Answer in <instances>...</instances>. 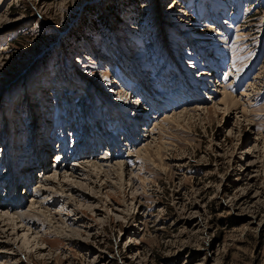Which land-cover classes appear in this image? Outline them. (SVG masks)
I'll return each mask as SVG.
<instances>
[{"label": "rangeland", "instance_id": "obj_1", "mask_svg": "<svg viewBox=\"0 0 264 264\" xmlns=\"http://www.w3.org/2000/svg\"><path fill=\"white\" fill-rule=\"evenodd\" d=\"M222 87L247 93L231 113L215 103ZM33 132L72 140L71 164L80 147L104 169L139 162L121 180L94 176L93 190L75 183L96 196L94 210L65 199L75 189L55 191L53 220L38 213L30 248L24 232L12 236L19 253L7 264H264V0H0V163L16 143L25 157ZM110 136L121 155L107 154ZM40 166L27 164L10 194L1 171L0 199L28 209L30 189L47 183Z\"/></svg>", "mask_w": 264, "mask_h": 264}, {"label": "bare ground", "instance_id": "obj_2", "mask_svg": "<svg viewBox=\"0 0 264 264\" xmlns=\"http://www.w3.org/2000/svg\"><path fill=\"white\" fill-rule=\"evenodd\" d=\"M178 70L182 71L180 68V65L178 66ZM176 74H177V72L174 73V75H176ZM215 76L217 77V75H215ZM177 77L181 78L183 76L181 75V73H178ZM180 83L181 82L178 80L177 85H179ZM221 89H222V90H220V94L222 95L221 99H219L215 103H216L218 108L224 109L226 112H230V113L233 109L240 107V104L242 102L241 101L242 96L247 95L246 91L244 93H242L241 96H236L231 91L227 90L226 87H222ZM32 104L33 103H31V105L29 106L30 108L33 107ZM197 107H192V108L196 109ZM138 109L140 110L141 107H139ZM243 111L247 112L246 106L243 107ZM184 112H186V111L183 110L180 113L176 112L174 115H168L165 119H163L164 120L163 122H159L158 124L161 126V123L163 124L164 122L165 123L177 122L180 120V118H182V116H184V115H181V114H184ZM138 113H140V116L137 118L138 120L135 121L136 123H138L139 119L141 120V119H143L142 117H144L143 111L138 112ZM35 125H37V124H35ZM104 125L105 124H103V127H102V125H100L101 130H103V129L105 130ZM132 126H133V124H132ZM93 129H95V126H93ZM93 131L95 133V130H93ZM33 133H35V136L32 137V140L36 141V145L34 144L33 149L30 150L31 153L26 152L25 157L21 156L22 155L21 150L23 148L21 149V146H20L21 144L16 143L15 145H10V147L6 149L8 160L10 163L4 162V161H2L0 163V168H1L0 173H1V171H4L5 173H7L9 175V176L7 175L9 181L4 185V187H5L4 190L8 191V194H10V192L14 191L16 186H18V181H19V180H17L19 177L18 175H21V174L26 172V170H27V169H25L26 165L29 164L31 161L32 162L38 161L41 164L40 167L42 169H45L44 173L41 175L44 176V178H46V180H47V183L46 184L41 183L40 187L37 190L30 189V192L32 193L33 200L31 201V203L29 205L30 207L24 211L21 210L19 208V204L16 203V201H18L20 203V200H21L20 196L16 197V199H14L15 201H13V200L9 201L7 199V201H8L7 202V201H3L2 199H0V204H7V209L9 206L12 208L11 211L10 210L0 211V228H1L0 233L6 234L5 236H0V237H6V239L8 238V240H3L0 238V253H5L4 255L3 254L2 255L4 257H8L6 259L5 264H7L8 261H10V259L14 260L15 256L19 253L18 252L19 251V248H18L19 243H17L16 238L14 239L12 236H15V234H17V236H21V235H19L18 232L19 231L24 232L22 234V236H24V240L22 242V245H20V247L30 248L33 245V243L31 244V241L29 240L30 235H39V232H40V230L37 231V230L33 229L39 223V222L37 223V221L39 220L38 217H40V214H38V213H42V215L43 214L47 215L49 218H51V221L53 220V217H54L53 214L52 213L47 214V213L50 211V208H48V205H52L53 203L57 202L56 200L58 199L57 198L58 196L55 195V191L59 190V192L61 191L64 193V192H68V191L70 192L73 189H75L78 192H81L82 194L79 193L81 195L76 196L75 194L72 195V194L68 193L69 196L67 198L68 194H66L65 199H73L74 202L78 203V205L86 206V208H89V209L92 208L94 210L96 208V203L93 200H95L94 197H96V196H94L92 194L90 196L89 193L87 194V192H85V190H84L85 188L92 189V190L94 189L95 186L91 187V185H93V183L95 184V180L93 177L96 175L98 176L100 173L101 174L105 173V176H107L108 178L111 177V174H113V175L117 174V177L121 180L124 170H126L128 168L130 170V172L132 173L134 170L133 169L134 164L139 162V159L135 160V159H133V157H129L128 155L127 156L122 155L123 158H120L119 161L117 159V162L115 164H111V165L107 164V166H106L107 169L101 168L102 166H104V164H97L96 161H94V159L89 160V158L94 157L93 156L94 152L91 153L89 149L95 150V147H96L95 145L99 146L101 143L99 137L96 135V136H94V140L90 142V145L93 146V144H94V147L88 146L89 149L87 148L85 150L82 147L79 148L78 151H79L80 157L79 158L77 157V160L79 161V163L71 164L68 159L67 160L65 158L62 159L63 156H65V154H67L68 144H66L64 146H61V144H60L61 147L58 149V152L55 153V155L57 156V158H55V160L59 162L62 159V162L60 164H58V162H57L56 167H51V165H49L50 163L45 159V154H47L46 152L48 151V149L53 144L52 142H50V140L52 138H49V136H48L49 139L45 138L44 135L42 138V137L37 136V134H38L37 132H33ZM114 134H116V133H114ZM149 135L151 137V135H153V132H149ZM102 137L105 138L106 136L103 135ZM107 138L108 139L104 142H108V145L110 146V151H111V152H109L108 148H106L107 154L113 153L115 150L116 155H121L119 152V149L117 150V148L115 146L112 147L113 144L115 145V144H117V142L113 143V140H110V138L114 139L115 137L110 136ZM87 142H89V141H87L85 139V145L87 144ZM143 143L144 144H142V146H141L142 150L148 152L149 149L152 148L151 143H149V141L143 142ZM17 149H19V150H17ZM139 150H140V148L136 151V152H138V155H139ZM146 152H144V153H146ZM107 154L101 156L99 159L100 160L105 159ZM18 158H19V160H18L19 164L16 163V161H15ZM82 159H86V160H82ZM28 161H30V162H28ZM23 163H25V164H23ZM47 168H50V171H47ZM58 171L63 172V175L57 177ZM119 172H121V174L118 175ZM3 177H5V176H3ZM73 177H76L75 180H72V179H74ZM80 177L81 178L83 177L82 178L83 181L85 180L86 182H83L81 179H78ZM0 179H2V178L0 177ZM25 180L28 181L29 178H25ZM75 183L78 185V187L79 186L84 187V184H85V188L84 189H77V188H75ZM47 185H48V187H47ZM96 186H97V184H96ZM35 191L38 192L37 193L38 196L35 195V193H34ZM95 193H96V191H95ZM97 200L98 199H96L95 201L97 202ZM58 201H59V199H58ZM86 201H88V202H86ZM67 202L68 201H65V202L60 201V203H61L60 205H62L63 210L69 211V213L67 215L68 216L67 219L73 223H76L77 218H78L77 212L74 209H68L69 206H67L68 205ZM21 203H23V201H21ZM36 204H37V206H36ZM21 206H23V205H21ZM70 206H71V204H70ZM41 211H43V212H41ZM61 213H58V214L62 215ZM17 220H19V222H17ZM65 220H66V218L61 217L62 223H65L64 222ZM2 222H5V224L1 225ZM18 223H21L24 227L22 226L23 227L22 229L20 226L15 228V226ZM45 225L43 223V225H40V226L45 227ZM26 226H27V228H26ZM2 227H4V228L8 227V228L2 229ZM37 228H39V225ZM9 230H11L10 233L8 232ZM59 230H61L62 233L64 231H66L65 228L64 229L62 228ZM19 241L20 240H18V242ZM2 255H0V259L3 257ZM2 261H4V260H0V264H3Z\"/></svg>", "mask_w": 264, "mask_h": 264}]
</instances>
